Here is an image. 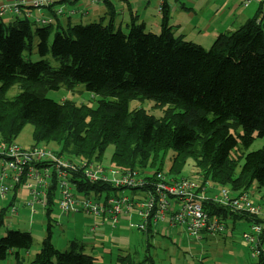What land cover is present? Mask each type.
<instances>
[{"label": "trees", "instance_id": "16d2710c", "mask_svg": "<svg viewBox=\"0 0 264 264\" xmlns=\"http://www.w3.org/2000/svg\"><path fill=\"white\" fill-rule=\"evenodd\" d=\"M111 3L106 1L108 22L105 16L89 24L70 18L65 22L55 15L51 23L42 24L25 13L7 24L0 19V137L14 141L24 125L31 123L35 144L55 143L61 155L66 152L61 149L71 148L73 156L91 160L112 144L113 163L121 170L151 169L161 152L173 149L176 155L194 157L203 174L211 173L223 186L240 192L249 191L254 183L264 187V147L247 152L241 165L238 158H231L240 140L248 148L256 135L264 138L262 8L205 48L176 35L167 1L160 13V33L147 31L133 13L128 32L115 30ZM36 49L41 58L34 61ZM48 54L59 59L61 66L53 67ZM78 83L113 99L102 98L91 108L46 95L50 89H74ZM15 84L21 92L9 98L7 92ZM136 97L166 105L164 116L156 118L143 108L130 110L129 100ZM238 126L243 127L239 137L232 132ZM85 185L89 189L105 186ZM55 195L52 187L45 208L48 216ZM204 205L211 215L225 220L232 216L256 220L214 201ZM53 225L48 223L32 263L96 264L97 257L83 243L76 250L77 240L72 241V250L57 248L52 241ZM33 243L30 231L8 230L0 236V260L13 253L14 264H23V252ZM117 259L137 264L131 253L118 252ZM257 264H264V255Z\"/></svg>", "mask_w": 264, "mask_h": 264}, {"label": "rangeland", "instance_id": "374dc122", "mask_svg": "<svg viewBox=\"0 0 264 264\" xmlns=\"http://www.w3.org/2000/svg\"><path fill=\"white\" fill-rule=\"evenodd\" d=\"M6 1L8 0H0V4H4ZM90 1L82 0L78 3H75L73 6L77 7L81 3H89L88 5H91ZM137 1L138 2L132 1L131 4L124 0L119 1V4L117 5V13L114 17L115 30L121 29L124 32H128L130 25L132 24L131 13L136 15V10H142L144 13L141 14V17L146 21V30L160 33V20H162V14L159 13V0ZM214 1L215 0L209 1L211 5L208 8H202V1L200 5L193 7V10L198 12L196 13L197 16L201 15L200 10H202V15H204L206 18L209 17L210 14L214 15V12H217V9L219 6L224 4L225 0H217L216 2ZM242 1L244 0H230L227 4V12L235 13L236 11L233 10L234 5H240L239 7L243 8ZM169 2L174 3L175 5L177 4L178 7L181 6L180 1L169 0ZM95 5L96 4H93V6ZM251 5L249 9L254 8L257 4L253 3ZM173 9L174 8L171 6V15L173 14ZM262 10L264 12V5ZM100 11H102V9ZM104 11L91 18V20L90 18L81 21H76L74 19V22L89 24L92 22H97L103 16L106 17L105 20L108 22L110 14L108 12L103 13ZM33 16L38 17L41 16V14H39V11L35 9L33 11ZM157 16H159V18ZM15 17L16 16L12 11H8L3 15L2 20L5 24H7L14 20ZM219 21H221L220 18L216 20V22ZM127 23L130 25H127ZM137 23L139 24L142 22L137 21ZM174 26L173 29L175 31L176 26ZM202 30H205L204 27ZM175 33L176 35L180 34L177 32ZM195 44L198 43L196 42ZM211 45L201 46L210 48ZM40 58L41 57L37 54V49L36 51L34 50L31 59L35 61L39 60ZM46 58L53 67L58 68L61 66V61L54 58L51 54H48ZM20 92V85L15 84L8 90L7 96L9 98H14ZM46 95L58 102L70 100L76 103L78 106L81 104H86V106L91 108L97 107L99 100L102 98L113 99L111 96H103L101 94L90 92L84 83L76 84L74 89H69L65 86H61L59 89H50L47 91ZM129 108L130 110L143 108L156 118H161L164 116L167 106H160L155 100L147 97H136L129 100ZM34 130L35 126L33 124L26 123L23 129L16 135L14 141L19 142L26 147L34 145ZM232 132L235 136L239 137L243 133V127L238 126L233 128ZM0 139L3 138L0 137ZM40 145H45V143ZM47 145L51 146L57 152L59 151V146L55 145V143H50ZM263 147L264 138H261L257 135L253 143L248 148H246L240 140L238 146L232 150L231 158H238L241 165L245 160L243 156L245 157L247 152ZM60 151H66L63 155L68 158H81L79 156H73L74 154L72 153L71 148L65 150L61 149ZM113 152L114 145L111 144L105 148L103 154L100 157H94L93 160L102 162V164L106 167L114 168L115 164L112 160ZM176 153L177 151L173 149L161 152L157 158V164L154 167H151V169L148 168L149 172L160 170L163 171L168 177L189 179L199 184H203V182L207 181L211 185V188L214 189V192L221 189V186L223 185L215 181L211 173L205 176L200 165L198 164V161L194 157H183L176 155ZM2 163L3 159L0 158V167ZM121 191H124L126 194L134 198L137 197V194L142 192L141 189H123ZM107 192L114 193L115 190H104L102 195L105 196ZM15 193H17V197L12 198V195ZM30 193V190L19 189L10 191L5 197H2L0 194V236L5 235L10 229H19L21 231H30L34 237V243L31 249L28 252H23V264H34L32 261L36 253L41 249L42 241L47 235V225L49 222L54 224L52 227V241L59 249L68 248V250H72L71 242H66L64 237L60 235V232H62L64 229V225H67L70 230H76L74 228V224L69 223L66 219L61 220V216L64 213L59 208L58 193L56 194L54 204L52 205V211L49 216L47 215L46 210L41 208L38 204L35 205L37 207V211L32 212L30 206L32 195ZM249 194L260 209V214L258 216L261 219V224L264 226V187H259L257 183H254L249 189ZM14 204L18 206L19 214H17L20 215L19 218L16 217L18 216L17 214H13L11 212ZM13 218L14 223L20 224L18 227L13 224H9L13 221ZM88 220L91 221V218H88ZM132 221L134 223H139L140 217L135 215L132 218ZM252 222L253 221L248 218H240L235 221L230 219L225 222L227 226L226 235H220L218 237L207 236L202 239H195L187 234L185 235L178 230H175L174 228H171L168 225L169 222L167 221L161 222L159 225L152 227V229L142 231L137 227H131L130 221H128V219H122L116 227L108 228V232L104 237V244H98L92 249V252L97 257L96 264H128V261L122 263L117 259L118 252L131 253L134 257L133 260L137 264L139 262H141L140 264H150L151 262H153V264H257L259 258L254 257L251 248L244 246L242 243L243 232H250V224H252ZM101 227L98 228V231L101 229ZM104 230L105 229H102L100 232H103ZM111 236L112 242H110ZM69 238L72 237L70 236ZM77 238L78 247L76 250L80 251L82 239L81 237ZM85 250L88 251L87 248H85ZM14 263L15 255L13 253H11L6 260H0V264Z\"/></svg>", "mask_w": 264, "mask_h": 264}, {"label": "built area", "instance_id": "2783aa9c", "mask_svg": "<svg viewBox=\"0 0 264 264\" xmlns=\"http://www.w3.org/2000/svg\"><path fill=\"white\" fill-rule=\"evenodd\" d=\"M58 0H13L0 4V19L12 11L13 14L25 15L38 23H51L54 19L47 12L54 8L53 16L65 14L85 15L86 9H67ZM107 0H91L92 3L106 4ZM111 1V0H109ZM167 0H159V12ZM264 0H244V6ZM33 9L43 10L42 16L34 17ZM0 194L5 197L10 191L26 189L31 191L32 212L38 204L46 208L49 190L53 187L59 194V208L63 213H86L92 221L89 231L97 233L99 227L108 224L116 227L122 219H128L131 227L148 230L149 227L169 222L168 225L195 239H202L206 234L211 237L226 233V220L219 215H211L205 208V201H214L233 212L259 215L260 209L249 191H235L221 186L214 192L209 182L199 184L189 179L168 177L163 171L149 172L148 169L121 170L106 167L100 161L85 158H68L59 154L48 145L34 144L26 147L16 141L0 139ZM105 184L104 187L86 188L85 184ZM115 190L114 193L104 190ZM123 189H141L134 198ZM56 196V195H55ZM12 213L18 212L14 204ZM138 215L139 223L132 218ZM169 216V217H168ZM112 238V236H111ZM110 238V241L112 239ZM242 243L250 247L254 257L264 255L263 226L253 222L250 232H243Z\"/></svg>", "mask_w": 264, "mask_h": 264}, {"label": "crops", "instance_id": "0c3cea01", "mask_svg": "<svg viewBox=\"0 0 264 264\" xmlns=\"http://www.w3.org/2000/svg\"><path fill=\"white\" fill-rule=\"evenodd\" d=\"M12 0H8V2H10ZM82 0H58L57 4H63L65 5V7L67 9H86L88 11L87 14L82 15L80 13L77 14H65V15H61L58 16L60 18H62L63 20H65V22H68L67 19L70 18V20L72 22H74V19L76 21H81V20H85V19H89L91 20V18L99 15L102 11H104L103 13H105L107 11V4H100V3H92L91 5L88 4H79V6H73L75 3H78ZM119 1L121 0H111L110 3L111 5H113L114 9H115V14L117 13V5L119 4ZM128 3H132L133 2H138L137 0H124ZM181 2V6L178 7V5L169 2L170 7L172 6L174 9L173 14L171 15V19H170V23L176 26L175 32L180 33L179 35H183L184 38L188 41H192L194 43H200L203 46L206 45H211L213 44V42L215 41V39L223 33L238 29L239 27H241L249 18L255 16V14L258 12L259 9L263 8L264 3H258V2H253L256 3L257 5L252 8L249 9L253 4L251 3L249 6H244L243 1V8H240V5H234L233 10H235L236 12H227V4L229 3L230 0H225L224 4L222 6H219V8L217 9V12H214V15L210 14L209 17H205L202 12V10H200L201 15L197 16L196 13H198L197 11L193 10V7H197L198 5H200V3L203 1V6L202 8L206 7L208 8L211 3L209 2L210 0H177ZM205 1V2H204ZM217 0H215L214 2H216ZM7 2V1H6ZM93 4H96L95 6H93ZM123 6V5H122ZM102 9V11H100ZM35 9H33L34 11ZM39 11V14H41V16L44 14V16L47 14L53 16V11L54 8H51L47 14L44 13L43 10L37 9ZM32 11V12H33ZM137 11V21L138 22H144L146 23L145 19H143L141 17V14L144 13V11L142 10H136ZM263 12V10H262ZM160 13V12H159ZM159 18V16H157ZM221 21L216 22L217 19H219ZM261 19L263 18L262 22H263V26H264V12L263 14H261ZM2 19V17H1ZM216 22V23H214ZM115 23V22H114ZM157 24V22H156ZM127 25H130L127 23ZM173 25V26H174ZM160 26H161V20H160ZM174 26V27H175ZM178 27V28H177ZM204 27L205 30H202ZM17 197V193L12 195V198ZM18 213V212H17ZM15 213V214H17ZM19 214V213H18ZM17 214V215H18ZM17 218L20 217V215L16 216ZM15 217V218H16ZM89 217H87L84 213H79V214H63L61 216V220L66 219L69 223L74 224V228L76 229L74 230H70L69 227L67 225H64V229L62 232H60V235L64 237V240L66 242L70 241L72 244V241L78 240L77 237H81L83 245L85 246V248H87V250L93 254L92 249L95 248L98 244H104V237L106 236L107 232H108V228H112L110 225L108 224H104L101 229L95 234H90L88 233V225L90 220H88ZM245 218V217H244ZM237 220L240 219V217L234 218L233 216L226 219L227 220ZM9 224H13L16 227H18V223H14V218L13 221L10 222ZM171 227V226H170ZM102 229H105L103 232H100ZM77 232V233H76ZM226 233L222 234V235H226ZM72 238H69V237ZM209 235L204 234V236H202V238L207 237ZM220 236V235H218ZM215 236V237H218ZM211 237V236H209ZM111 238V237H110ZM112 239V238H111Z\"/></svg>", "mask_w": 264, "mask_h": 264}, {"label": "bare ground", "instance_id": "6f19581e", "mask_svg": "<svg viewBox=\"0 0 264 264\" xmlns=\"http://www.w3.org/2000/svg\"><path fill=\"white\" fill-rule=\"evenodd\" d=\"M80 212H77V213H74V214H79ZM251 216H253L254 218H256V220H252V219H250V220H252L253 222L255 221V222H257V223H260L261 224V221H259L258 219H260L259 218V216L258 215H252V214H250ZM252 222V223H253ZM251 225V224H250ZM262 225V224H261ZM263 226V225H262ZM263 235H264V226H263Z\"/></svg>", "mask_w": 264, "mask_h": 264}]
</instances>
